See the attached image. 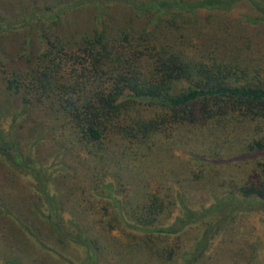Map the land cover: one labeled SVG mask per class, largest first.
<instances>
[{
    "label": "trees",
    "instance_id": "trees-1",
    "mask_svg": "<svg viewBox=\"0 0 264 264\" xmlns=\"http://www.w3.org/2000/svg\"><path fill=\"white\" fill-rule=\"evenodd\" d=\"M12 1L18 13L9 3L0 10L8 110L0 108V163L27 178L31 191L19 211L0 202L14 244L25 245L20 257L0 264H205L239 212L264 210V51L250 58L241 50L247 62L224 61L184 32L198 12H228L240 1L260 14L253 22L262 21L263 0H49L39 8ZM122 1L144 18L138 28L107 14ZM85 6L94 15L71 34V18ZM230 125L242 137L238 158L262 157L211 206H190L168 185L172 178L154 189L135 183L127 193L130 176L122 177L116 155L150 156L156 140L178 130L198 135ZM46 143L54 147L43 159ZM75 165L90 173L83 186L72 182Z\"/></svg>",
    "mask_w": 264,
    "mask_h": 264
},
{
    "label": "rangeland",
    "instance_id": "rangeland-1",
    "mask_svg": "<svg viewBox=\"0 0 264 264\" xmlns=\"http://www.w3.org/2000/svg\"><path fill=\"white\" fill-rule=\"evenodd\" d=\"M26 1L28 4L34 2L38 8L43 3L50 2L49 0ZM2 3H9L8 7L14 15L20 10L14 1L0 0L2 11ZM106 11L108 15H113L118 25L130 18L137 28L144 22V18L134 16L139 14L125 1H122L121 5L107 7ZM93 13L91 7L80 8L72 16L68 32L74 34L75 30L87 28ZM196 15V22L185 26L184 32L191 35L188 41L194 43L202 53L215 51V56L224 61L247 62L241 50L250 58H255L259 55V51H264V20L252 21L260 14L247 1L236 3L228 12L200 11ZM195 35H198L197 38ZM250 61L252 64L257 62ZM5 102L3 103L0 89V108L7 112ZM11 124L12 122L6 117L2 128L9 132ZM232 126L199 130L198 135L193 131L188 132V129H181L174 133L172 139L156 140L151 147L153 154L150 156H145L146 150H142L138 155L131 153L134 156L127 159H121L116 155L119 163L121 164L122 161L126 167L122 177L127 180L130 176L129 185L126 184L127 193L131 194L135 190V183L139 186L147 181L154 189L160 187L159 183L163 182V178H172L175 182H169L168 185L174 193L179 191L184 194L190 206L197 209L211 206L215 203L214 196L217 199L221 198L230 188L229 183L248 177L253 163L262 157L252 155V157L238 158L237 150L241 144L239 139L242 137ZM53 147L51 143L43 145L41 148L43 159L50 156ZM197 159H200V163ZM76 166L71 167V170L77 174L73 175L72 182L81 183L83 186L84 179L90 173L84 170L85 165H79L75 169ZM27 182L24 176L14 177L0 163V202L11 207L15 206L19 211L22 203L27 202L31 191ZM84 186L86 195L90 196L88 186L85 184ZM0 222V261L6 257H20L25 245L22 246L20 242L15 245L16 231L8 233L6 226L8 221H1L0 218ZM208 254L210 256L205 264H264L263 208H257L255 212H239L214 239Z\"/></svg>",
    "mask_w": 264,
    "mask_h": 264
}]
</instances>
